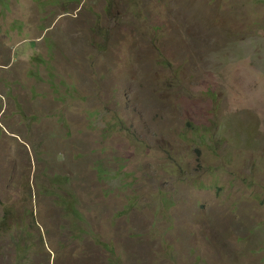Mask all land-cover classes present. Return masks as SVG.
Returning <instances> with one entry per match:
<instances>
[{"label": "rangeland", "instance_id": "obj_1", "mask_svg": "<svg viewBox=\"0 0 264 264\" xmlns=\"http://www.w3.org/2000/svg\"><path fill=\"white\" fill-rule=\"evenodd\" d=\"M0 264H264V0H0Z\"/></svg>", "mask_w": 264, "mask_h": 264}]
</instances>
